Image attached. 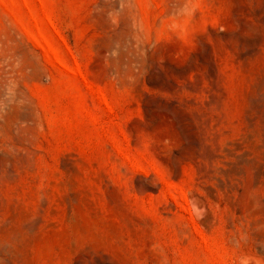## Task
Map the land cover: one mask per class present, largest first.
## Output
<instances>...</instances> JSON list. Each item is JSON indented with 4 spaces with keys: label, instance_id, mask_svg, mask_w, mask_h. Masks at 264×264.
<instances>
[{
    "label": "rangeland",
    "instance_id": "rangeland-1",
    "mask_svg": "<svg viewBox=\"0 0 264 264\" xmlns=\"http://www.w3.org/2000/svg\"><path fill=\"white\" fill-rule=\"evenodd\" d=\"M172 3L0 0L11 264H264V0Z\"/></svg>",
    "mask_w": 264,
    "mask_h": 264
},
{
    "label": "clouds",
    "instance_id": "clouds-1",
    "mask_svg": "<svg viewBox=\"0 0 264 264\" xmlns=\"http://www.w3.org/2000/svg\"><path fill=\"white\" fill-rule=\"evenodd\" d=\"M204 3L205 0H173L169 13L157 23V33L161 37L194 44L195 21L201 14Z\"/></svg>",
    "mask_w": 264,
    "mask_h": 264
},
{
    "label": "bare ground",
    "instance_id": "bare-ground-1",
    "mask_svg": "<svg viewBox=\"0 0 264 264\" xmlns=\"http://www.w3.org/2000/svg\"><path fill=\"white\" fill-rule=\"evenodd\" d=\"M243 51V50H242ZM245 52V51H244ZM242 54V53H241ZM240 54V55H241ZM245 54H246V52H245ZM242 56V55H241ZM244 57V56H243ZM256 78V77H255ZM258 79V78H257ZM260 79V78H259ZM261 81H264V80H262L261 79ZM256 82V81H255ZM260 82V81H259ZM262 83V82H261ZM256 90H258V89H256ZM259 91V90H258ZM260 93H262L261 91H259ZM257 94V93H256ZM257 96V95H256ZM262 97H264V95H261ZM260 96V97H261ZM259 97V96H258ZM262 97H261V99H262ZM254 99H255V97H254ZM257 99V98H256ZM257 101H260V100H257ZM255 102V101H254ZM259 104V103H258ZM202 206V205H201ZM203 207V206H202ZM198 208V210L200 211L201 209L199 208V207H197ZM205 208V207H204ZM196 211V210H195ZM205 214V213H204ZM10 245V244H9ZM8 244H6V243H4V242H1V240H0V264H11V262L12 261H15L14 259H17V258H14L15 257V255H16V252L9 246ZM85 254H87V252L85 253ZM84 255V254H83ZM18 256H20V255H18ZM79 257H80V255H79ZM79 257H78V259H76V260H79ZM82 257V256H81ZM85 257V256H84ZM90 257V256H89ZM20 258V257H19ZM18 258V259H19ZM17 259V260H18ZM17 262H19V261H17ZM75 262V261H74ZM79 263V262H78ZM81 264H83L82 262H80ZM74 264V263H73ZM75 264H77V263H75ZM94 264V263H93Z\"/></svg>",
    "mask_w": 264,
    "mask_h": 264
}]
</instances>
